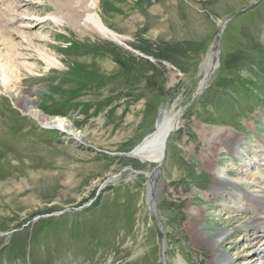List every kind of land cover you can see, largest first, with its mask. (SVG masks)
<instances>
[{
    "label": "rangeland",
    "instance_id": "rangeland-1",
    "mask_svg": "<svg viewBox=\"0 0 264 264\" xmlns=\"http://www.w3.org/2000/svg\"><path fill=\"white\" fill-rule=\"evenodd\" d=\"M9 3L0 4V37L11 41H0V64L11 59L18 77L0 95V264H211L197 236L230 227L228 215L248 216V199L230 203L227 192L247 194V182L264 177V0H97L102 23L125 46L80 24L82 2ZM56 12L62 26L18 27L28 14ZM25 37L47 40L41 49L63 67L34 50L6 57ZM218 41V69L197 96ZM15 89L25 93L21 103L65 118L81 140L24 115ZM162 108L185 110L150 206L147 179L135 171L156 167L127 154L154 131ZM255 153L258 168L248 167ZM213 168L245 182L214 187ZM247 228L231 231L222 254L232 264H264V228Z\"/></svg>",
    "mask_w": 264,
    "mask_h": 264
},
{
    "label": "bare ground",
    "instance_id": "bare-ground-1",
    "mask_svg": "<svg viewBox=\"0 0 264 264\" xmlns=\"http://www.w3.org/2000/svg\"><path fill=\"white\" fill-rule=\"evenodd\" d=\"M6 1L8 4L7 8H10V5L12 4L11 7H13V3H9V0H0V4L1 5H6ZM70 1L71 5L75 4V5H79L81 2L84 4L83 6V18L81 21V25L85 26V28H89L92 29L93 31H95L96 33H98L101 37L106 38L108 40H112L120 45H124L123 43V37L117 35L113 30H110L109 28H107L105 26V24L102 23L101 17L98 14V12L96 11L97 9V0H56L57 3L60 4V6L62 8L65 7V2ZM21 2H18L17 4V8L21 7L22 5H20ZM30 14L27 15V17L30 18L29 16ZM73 17H75V15H72ZM49 18H39L37 19H21L19 20V28H23V29H27L28 27H32V24H39L40 22H44V21H51L53 24L55 25H60L62 26L63 24H65L64 19H62V15L60 12H56L53 15H48ZM13 19L15 18H11L9 22L13 21ZM25 22H24V21ZM72 20H74L72 18ZM71 20V21H72ZM264 33V32H263ZM0 41L2 43H4L3 45L10 44L11 41L9 39H3L2 37H0ZM23 44L16 46L14 44L9 45V52H6L5 56L6 57H11L14 58L16 56L21 55L20 51H24V50H34L36 53L39 54V57L42 58V60L47 63V66H51L53 68H59L61 69L63 67V64L55 57H51L49 55H47L45 53L44 50H42L40 42H45L47 40H44L43 38L38 37V39H36V41H32V40H28L25 38H23ZM263 41H264V36H263ZM0 42V45H1ZM35 42V43H34ZM40 44V45H39ZM125 46V45H124ZM218 46V45H217ZM8 47V46H7ZM218 47H216V45L211 46L210 51H209V55L207 57V61L205 63V69H204V78L207 81V76L209 74H211L210 76H212V74L218 69V62L216 63V54H219V51L217 49ZM24 53V52H22ZM3 56V55H2ZM215 57V58H214ZM215 61V63H214ZM11 59H9V66L8 68H6L5 66H3L2 64H0V95H8L9 91L7 88L13 84L14 81L17 80L18 77V70L12 68L11 66ZM30 66V65H29ZM204 68V67H202ZM29 69V68H28ZM215 69V70H214ZM205 79L202 80V82L205 81ZM211 80V79H210ZM201 82V83H202ZM209 82V81H208ZM11 93H13V96H11V98L13 99L15 105H19V109L21 110V112H23L24 115L26 116H30L31 118H33L35 121H37V123L42 126V128L45 129H55V130H61L63 131V134H65V136L68 137V135H72L74 138H77L79 140H81V133L78 132L74 126L71 124L67 123V120L63 117H60L59 115L57 116H52L49 117L47 116L44 112L39 111L34 104L32 103V101L29 98H25L23 99L22 103L20 102L21 98H19V94H25L21 91H18V89H15L13 91H11ZM182 115V114H181ZM180 113H174L169 115L167 113V110L165 108H162L160 110V113L156 119V123H155V129L152 133L148 134L145 138L147 140L143 141V143L141 142V144H138L137 147L134 149H131L129 151V156L136 158L140 161H142V163L144 162H149L152 163L153 165H155L156 168H154L153 171H135V173H139L142 174L143 176L145 175L147 182H146V198H147V203L148 205L151 206L152 203H154L155 201V197L157 195V177H158V172H159V167H158V162L163 158V154H164V150H166V144L167 141L170 137L171 134L174 131H176L178 129L179 123H180ZM173 130V131H171ZM156 132V133H155ZM169 134L167 141H165V138L167 137V135ZM71 138V137H69ZM226 142V140H220V144L219 146L222 147L223 144ZM237 148V147H236ZM237 152H239V154H243V152L246 153L245 148L240 147L239 150H236ZM242 151V152H240ZM260 151V150H259ZM258 151V152H259ZM257 152V150H256ZM257 152V153H258ZM254 153V152H253ZM127 156V157H129ZM255 156V158L253 157H247V162H250V166L253 165V167L257 166V157L256 153L253 155ZM243 157V156H242ZM244 163H246L245 161H243ZM243 163V164H244ZM262 164H259V166ZM246 170H248V167L246 168V165L244 166ZM243 167V168H244ZM258 168V166H257ZM212 170V169H211ZM215 175L217 176V180L216 183L214 184V187H222L223 185L229 186L231 188L235 187V183L240 181L241 183H244L245 180L242 182V179H237L235 181V178L230 177V179H227V172L225 169L223 170H219L217 168H213ZM245 173V171H244ZM224 177V183L220 182V179ZM263 178V180H262ZM262 180V181H261ZM257 183H260L259 185H256L255 183H250L249 181L247 182V184H251L252 189L248 190L247 195L245 194V192L243 193L240 190H233L231 189L230 191H228V196L230 198H228V201L231 202H236V196L237 197H242L243 199H248L249 202H246L247 204H250L249 207H245V211L247 212L248 216H243L240 217L238 215H231L229 217V215L226 217L227 221L229 220V222L232 221H236L234 224H230L231 226L228 227L227 229H219L217 231H215V233H202L200 234V236H197V242L202 245L203 247L206 246L208 249H210L213 254H212V259L210 261L211 264H232L231 262H229V260H227L223 254H222V245L223 243H225L226 239H230V235H231V231H233V233L239 232L241 230L244 229H248L247 227L251 226V229H259V228H264V177H259L258 180H256ZM222 183V184H220ZM254 185V186H253ZM224 188V187H223ZM235 193V194H234ZM235 205V204H234ZM243 205V203H242ZM252 205V206H251ZM237 206V205H236ZM245 206V204H244ZM232 207V206H231ZM230 207V208H231ZM240 208V207H239ZM242 208V207H241ZM243 209V208H242ZM191 213H193V210H190ZM243 212V211H242ZM252 214V216H251ZM232 220V221H231ZM229 225V223H228ZM197 229V226H196ZM242 232V231H241ZM264 232V230H263ZM253 236V234L251 235ZM259 236V235H258ZM257 236V238H258ZM263 238H264V233H263ZM256 238H253L252 240H254ZM264 245V243H263Z\"/></svg>",
    "mask_w": 264,
    "mask_h": 264
},
{
    "label": "water",
    "instance_id": "water-1",
    "mask_svg": "<svg viewBox=\"0 0 264 264\" xmlns=\"http://www.w3.org/2000/svg\"><path fill=\"white\" fill-rule=\"evenodd\" d=\"M221 32H222V29L219 31V33L217 34L218 35V37L220 38L221 37ZM217 49H218V51H219V54L221 55V49H220V43H219V41H218V43H217ZM219 54H218V56H217V58H216V63L218 62L219 63V60H220V56H219ZM211 74H209L206 78H207V81H206V79H205V81L204 82H202V83H200V85H199V93H197V96H199V94H201V93H203V91L207 88V86H208V81H210V76ZM185 110V108H181V109H179V111H180V113H183V111ZM171 131H173V130H171ZM156 133V132H155ZM169 134H171V133H169ZM169 134L167 135V137L165 138V141H167V138H168V136H169ZM145 140H147V139H144L143 141H145ZM143 143V142H142ZM165 157H166V150H164V154H163V158L158 162V167L159 168H161L163 165V162H164V160H165ZM153 211V210H152Z\"/></svg>",
    "mask_w": 264,
    "mask_h": 264
},
{
    "label": "trees",
    "instance_id": "trees-1",
    "mask_svg": "<svg viewBox=\"0 0 264 264\" xmlns=\"http://www.w3.org/2000/svg\"><path fill=\"white\" fill-rule=\"evenodd\" d=\"M162 58V57H161Z\"/></svg>",
    "mask_w": 264,
    "mask_h": 264
}]
</instances>
